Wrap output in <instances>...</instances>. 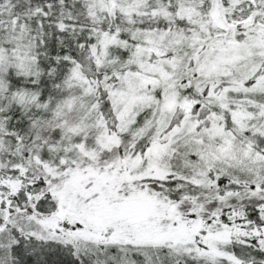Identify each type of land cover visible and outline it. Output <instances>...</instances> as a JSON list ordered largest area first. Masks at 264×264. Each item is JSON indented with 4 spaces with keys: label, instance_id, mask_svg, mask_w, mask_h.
<instances>
[{
    "label": "snow or ice",
    "instance_id": "snow-or-ice-1",
    "mask_svg": "<svg viewBox=\"0 0 264 264\" xmlns=\"http://www.w3.org/2000/svg\"><path fill=\"white\" fill-rule=\"evenodd\" d=\"M0 264H264V0H0Z\"/></svg>",
    "mask_w": 264,
    "mask_h": 264
}]
</instances>
